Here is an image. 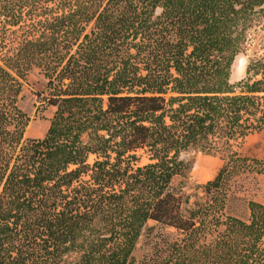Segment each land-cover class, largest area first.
Returning <instances> with one entry per match:
<instances>
[{"label": "trees", "instance_id": "16d2710c", "mask_svg": "<svg viewBox=\"0 0 264 264\" xmlns=\"http://www.w3.org/2000/svg\"><path fill=\"white\" fill-rule=\"evenodd\" d=\"M35 69L55 110L26 138ZM253 133L264 0H0V264H264V199L238 195L264 175ZM190 148L222 160L194 194Z\"/></svg>", "mask_w": 264, "mask_h": 264}, {"label": "rangeland", "instance_id": "374dc122", "mask_svg": "<svg viewBox=\"0 0 264 264\" xmlns=\"http://www.w3.org/2000/svg\"><path fill=\"white\" fill-rule=\"evenodd\" d=\"M254 51L258 53L260 50L255 47H250L246 54H240L236 58L238 65L232 69L230 81L232 83L245 77V68L248 61V57L253 54ZM235 60V61H236ZM234 61V62H235ZM233 67V66H232ZM45 79L39 73L37 69L29 73L27 77V83L24 87L23 98L20 102L21 107L30 115L31 122L25 131L26 138H42L50 123V118L55 110L52 106H46L43 108L42 99L39 98L36 93L44 90ZM38 108V109H37ZM240 152L242 155L256 158L264 162V137L260 133H255L247 136L241 143ZM94 156H89L88 161L92 162ZM182 158L191 162V169L184 180L185 190L189 194H194L198 190L196 186L203 184L208 180L213 179L219 168L222 166V160L218 156L205 155L202 152L190 148L186 152L182 153ZM146 160L143 159L142 163ZM239 196L246 199H252L258 202H262L264 199V175L262 174H250L249 177L244 180L241 191L238 192ZM193 199V197H192ZM230 212L244 220L249 218V209L243 203H235L232 205ZM155 224L149 222V225ZM144 237H141L134 255L136 258H140L146 247L143 244Z\"/></svg>", "mask_w": 264, "mask_h": 264}, {"label": "bare ground", "instance_id": "6f19581e", "mask_svg": "<svg viewBox=\"0 0 264 264\" xmlns=\"http://www.w3.org/2000/svg\"><path fill=\"white\" fill-rule=\"evenodd\" d=\"M237 65H238V60H236L235 62H234V64H233V67H232V69H233V72H234V69L237 67ZM233 79V76L231 77V80Z\"/></svg>", "mask_w": 264, "mask_h": 264}, {"label": "crops", "instance_id": "0c3cea01", "mask_svg": "<svg viewBox=\"0 0 264 264\" xmlns=\"http://www.w3.org/2000/svg\"><path fill=\"white\" fill-rule=\"evenodd\" d=\"M253 134H255V133H253ZM261 134V133H260ZM250 135H252V134H250ZM249 136V135H248Z\"/></svg>", "mask_w": 264, "mask_h": 264}]
</instances>
